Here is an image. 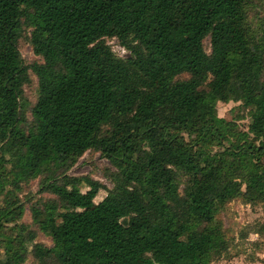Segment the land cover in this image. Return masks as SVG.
Returning <instances> with one entry per match:
<instances>
[{
  "label": "trees",
  "instance_id": "16d2710c",
  "mask_svg": "<svg viewBox=\"0 0 264 264\" xmlns=\"http://www.w3.org/2000/svg\"><path fill=\"white\" fill-rule=\"evenodd\" d=\"M234 202L264 207V0H0V264H212Z\"/></svg>",
  "mask_w": 264,
  "mask_h": 264
},
{
  "label": "rangeland",
  "instance_id": "374dc122",
  "mask_svg": "<svg viewBox=\"0 0 264 264\" xmlns=\"http://www.w3.org/2000/svg\"><path fill=\"white\" fill-rule=\"evenodd\" d=\"M108 44L112 47L114 53L120 58L129 57L126 51L116 39L108 40ZM209 49V43H206ZM20 51L25 61L32 64L39 60L33 53L32 47L26 39L21 41ZM26 97L33 107L38 97L37 80L33 77L32 84L25 89ZM246 111L242 109L240 103H229L218 105V115L226 120H235L242 115H246ZM250 119L246 118L239 121L241 128L247 129ZM111 168L110 163L100 154L88 152L80 159L79 163L69 173L75 177H90L100 183L112 188V184L106 178V169ZM38 180H33L28 184H23L20 198L26 201V198L36 200L40 196L38 194ZM84 192L87 189H83ZM105 196L102 192L97 198L100 201ZM107 217L103 219V223L107 222ZM225 225L229 228L228 236L230 239V251L228 256L223 257L212 264H264V233H257L260 228L264 227V207L258 206L252 208L241 202H234L230 205L227 214L224 216ZM27 223H32V216L29 207L26 210L24 219ZM40 241L51 246L52 243L46 238H40ZM1 248V246H0ZM27 264H33L30 260ZM100 264V263H96Z\"/></svg>",
  "mask_w": 264,
  "mask_h": 264
}]
</instances>
